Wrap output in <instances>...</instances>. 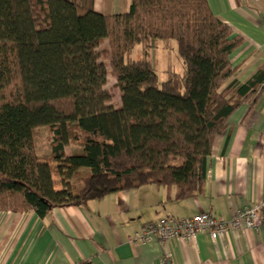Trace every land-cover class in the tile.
Returning <instances> with one entry per match:
<instances>
[{"label": "trees", "instance_id": "obj_1", "mask_svg": "<svg viewBox=\"0 0 264 264\" xmlns=\"http://www.w3.org/2000/svg\"><path fill=\"white\" fill-rule=\"evenodd\" d=\"M158 41L176 43L184 68L164 82L149 61ZM243 42L208 0H132L120 15L97 13L94 0H0V212L45 219L148 185L196 197L216 137L264 91V65L234 79ZM137 46L143 59L130 60ZM45 127L49 157L33 137ZM70 144L82 152L67 156Z\"/></svg>", "mask_w": 264, "mask_h": 264}, {"label": "crops", "instance_id": "obj_2", "mask_svg": "<svg viewBox=\"0 0 264 264\" xmlns=\"http://www.w3.org/2000/svg\"><path fill=\"white\" fill-rule=\"evenodd\" d=\"M208 3L244 40L231 62L238 69L234 79L246 83L264 65V0ZM131 5L132 0H94V10L103 15L128 13ZM175 194L174 189L148 185L85 207L56 208L45 219L34 211L0 212V264H264L260 216L257 230L218 241L201 235L194 243L134 242L144 225L168 217L207 213L231 220L238 209L264 206V91L241 107L226 132L216 137L202 191L182 201Z\"/></svg>", "mask_w": 264, "mask_h": 264}, {"label": "built area", "instance_id": "obj_3", "mask_svg": "<svg viewBox=\"0 0 264 264\" xmlns=\"http://www.w3.org/2000/svg\"><path fill=\"white\" fill-rule=\"evenodd\" d=\"M259 216L260 208H245L236 210L231 220L214 217L207 213L198 214L190 219L168 217L144 225L135 233L134 242L158 241L165 244L181 240L194 243L201 235L218 241L229 234L257 230ZM164 264L170 263L166 261Z\"/></svg>", "mask_w": 264, "mask_h": 264}, {"label": "rangeland", "instance_id": "obj_4", "mask_svg": "<svg viewBox=\"0 0 264 264\" xmlns=\"http://www.w3.org/2000/svg\"><path fill=\"white\" fill-rule=\"evenodd\" d=\"M143 59V48L137 46L132 53L130 60L139 61ZM149 61L153 64L160 82L168 80L173 72L183 73V63L178 57L177 45L173 41H158L153 46ZM108 89L113 95V104L118 106L121 104V93L117 85V80L113 76H109ZM33 137L38 155L49 157L51 151L52 134L47 127L38 128L33 131ZM83 147L80 144H70L66 147L67 155L81 153ZM55 165V164H53ZM89 170H81L72 180L75 192L79 193L83 189L82 180L89 174ZM60 181V178L56 177Z\"/></svg>", "mask_w": 264, "mask_h": 264}]
</instances>
